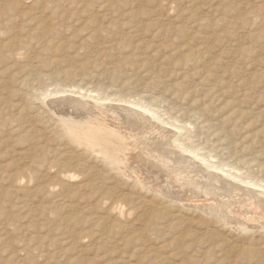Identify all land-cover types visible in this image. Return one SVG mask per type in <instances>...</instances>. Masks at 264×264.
<instances>
[{
    "label": "rangeland",
    "instance_id": "1",
    "mask_svg": "<svg viewBox=\"0 0 264 264\" xmlns=\"http://www.w3.org/2000/svg\"><path fill=\"white\" fill-rule=\"evenodd\" d=\"M107 86L264 178V0H0V264H264L263 233L155 196L167 176L148 164L132 165L146 192L67 144L51 100Z\"/></svg>",
    "mask_w": 264,
    "mask_h": 264
},
{
    "label": "bare ground",
    "instance_id": "2",
    "mask_svg": "<svg viewBox=\"0 0 264 264\" xmlns=\"http://www.w3.org/2000/svg\"><path fill=\"white\" fill-rule=\"evenodd\" d=\"M142 37L144 38V36ZM20 39L18 38L17 41ZM4 43L6 44V42ZM152 48L153 46L150 49ZM193 50L195 53L197 52L195 48ZM203 50H206V48ZM143 56L149 58L148 54ZM14 57L16 58V56ZM126 57H123L125 58L123 59L124 61L127 60ZM141 65L142 63L135 65V67H141ZM144 66H146L145 63ZM139 69L142 68L138 67L137 70ZM89 90L87 93H89ZM110 90V86H107L105 93H98V96L94 95L91 97L80 95V98H75L74 96H65L66 98L61 96L60 99L51 98V106L61 116V119H58L59 127H61L62 136L67 144L79 154H85L86 156H91V158L96 157L101 160L106 166L111 167V170L115 171L117 175L133 182L134 186L141 185L140 190L146 188V192L150 188L146 186L145 180H147V177H144L142 170L139 172L135 169L137 166L132 167V165H135L134 163L136 162L140 163V161L142 165L147 166L148 164L149 169L152 170L149 171L150 173L155 174L156 172L158 175L161 171L167 176L165 183L163 182L164 184L156 182L155 196H162L174 204L178 203L183 207L206 213L220 230L238 231L246 236L249 235L250 238L256 232L264 234V190H262L264 189V178L256 175L244 176L243 173H239L240 171L242 172L239 167H234L235 171L232 172L226 169L229 166L228 164L222 161L212 162L206 154H202L199 151L201 150L200 148L186 142L182 138L181 130L184 128L175 125L179 130L167 129V124H171L170 121H164L165 119L162 120L163 118L160 119V117L156 116V112L152 109V102L145 103L146 100L144 102L139 99H131L130 96L124 94L115 95ZM64 91L67 90L50 91L45 96L49 97L52 93L56 95V93ZM79 91L82 92V90ZM87 96L89 100L86 99ZM123 103L137 107L129 108L131 106L126 107L127 104L124 106L122 105ZM137 109H142V112L141 110L140 112L139 110L137 111ZM143 110L146 114L143 113ZM184 153H188L189 156ZM73 158L71 159L73 160ZM69 163H65V166L79 167V163ZM246 164H251V160L246 161ZM70 176L73 175L71 174ZM148 202L151 203L150 201ZM143 203H146V201ZM115 205L111 204V207ZM252 249L256 250L258 247L255 245Z\"/></svg>",
    "mask_w": 264,
    "mask_h": 264
}]
</instances>
